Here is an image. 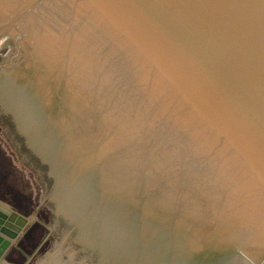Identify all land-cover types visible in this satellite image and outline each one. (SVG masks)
<instances>
[{
	"label": "water",
	"instance_id": "1",
	"mask_svg": "<svg viewBox=\"0 0 264 264\" xmlns=\"http://www.w3.org/2000/svg\"><path fill=\"white\" fill-rule=\"evenodd\" d=\"M0 113V264H264V0H0Z\"/></svg>",
	"mask_w": 264,
	"mask_h": 264
},
{
	"label": "trees",
	"instance_id": "2",
	"mask_svg": "<svg viewBox=\"0 0 264 264\" xmlns=\"http://www.w3.org/2000/svg\"><path fill=\"white\" fill-rule=\"evenodd\" d=\"M0 130L1 131L4 130L8 136H11L14 139L15 143L18 145V148H19L21 155L27 161V163L33 164L35 166V168H37V170H39L40 176H41V181L45 185L46 204L51 206V203H50L48 198L50 197V194L52 192L53 184H52V181L50 179H48L46 176V173H47L46 167L42 166L39 163V161L36 158H34L28 152V150L23 145L22 139L19 138L18 135L15 133V131L11 125V121H10L9 117L4 116L1 113H0ZM1 154L2 153L0 152V163H1L2 167L5 168V166L7 165V163H6L7 160L5 161L4 159H2ZM15 209L17 210V208H15ZM49 215H51V219L48 222V226L52 228L54 226V223H55V215L53 213H49Z\"/></svg>",
	"mask_w": 264,
	"mask_h": 264
},
{
	"label": "flooded vegetation",
	"instance_id": "3",
	"mask_svg": "<svg viewBox=\"0 0 264 264\" xmlns=\"http://www.w3.org/2000/svg\"><path fill=\"white\" fill-rule=\"evenodd\" d=\"M51 212V211H50ZM51 213H53V212H51ZM31 224V223H30ZM54 227H61V224L59 223L58 225L56 224V222L54 223ZM46 229V228H45ZM47 231V230H46ZM52 232V231H51ZM47 234H48V231H47ZM47 234H46V236H47ZM46 236H45V238H46ZM50 237V236H49ZM48 240V239H47ZM47 242V241H46Z\"/></svg>",
	"mask_w": 264,
	"mask_h": 264
}]
</instances>
